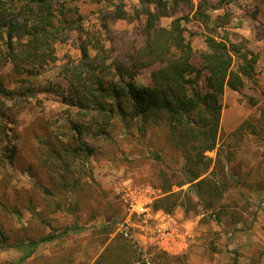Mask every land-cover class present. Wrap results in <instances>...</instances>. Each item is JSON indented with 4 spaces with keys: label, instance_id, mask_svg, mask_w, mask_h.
<instances>
[{
    "label": "trees",
    "instance_id": "1",
    "mask_svg": "<svg viewBox=\"0 0 264 264\" xmlns=\"http://www.w3.org/2000/svg\"><path fill=\"white\" fill-rule=\"evenodd\" d=\"M140 2L134 16L123 9V4L114 6L112 17L139 22L129 34L122 31L110 35L111 29L104 22L97 27L83 24L76 0H0V67H9L8 73L0 78L1 166L27 157L19 142L14 110L24 109L36 92L58 96L67 110L69 142L61 144L59 140L51 144L46 139L57 136L49 133L46 138H38L41 146L36 143V163L47 183H36L35 190L39 199L49 204V211L58 210L63 204L64 198L54 195L56 186L66 188L70 180L69 188L74 193L76 180L71 176V164L77 158H87L94 151L90 141L107 136L117 119L123 121L125 129L134 125L141 133L146 126L162 122L167 127V139L184 157L180 180L172 182L165 176L166 194L155 200V209L171 212L182 204L180 192L172 191L171 187L185 183L193 188L198 199L206 201L203 205L206 209L212 208L219 195L218 181L225 185L228 180L221 159L213 160L204 152L216 146L220 98L225 87L241 92L247 81H255L259 54L249 48L244 36L229 29L230 15L225 11L216 15L210 25L203 5L195 10L193 18L201 20L205 29L204 48L195 49L183 24L190 18L179 16L167 26L160 24V19L170 17L180 4L192 9V0ZM63 44L71 45L78 55L67 53L60 57ZM145 70L149 72V81L138 84L137 76ZM253 99L249 97L255 104ZM258 107L260 117L256 126L245 119L229 133L231 137H241L245 130L260 134L264 103L260 102ZM153 157L160 160L158 154ZM262 159L264 162V154ZM214 176L218 177L217 182ZM5 193L3 190L2 194ZM22 206L36 216L39 224H46L45 208L36 209L32 196ZM20 213L16 205L8 204L0 196V246L28 249L17 260L0 264L72 261L68 249L51 256L31 255L44 242L66 239L80 231L82 226L73 212H70L72 223L48 224L49 232L39 236L27 234L26 226L15 227L3 216ZM99 228L109 232L111 225ZM133 253L129 244L116 238L103 247L91 264H133Z\"/></svg>",
    "mask_w": 264,
    "mask_h": 264
},
{
    "label": "rangeland",
    "instance_id": "2",
    "mask_svg": "<svg viewBox=\"0 0 264 264\" xmlns=\"http://www.w3.org/2000/svg\"><path fill=\"white\" fill-rule=\"evenodd\" d=\"M140 1L76 0V3L84 25L97 27L104 22L111 29L110 35H118L122 31L131 33L139 21L117 19L110 12L121 3L134 16ZM192 3L190 10L180 4L170 17L161 18L160 24L167 26L174 17L187 16L190 20L183 21L187 38L195 49H202L205 29L201 20L193 18V13L203 5L211 25L216 15L225 11L230 15L229 29L244 36L249 48L259 54L255 81H247L241 92L225 87L220 98L216 146L204 152L213 160L221 159L228 177L225 185L217 176L213 177L219 186V195L213 201L215 206L206 209L203 206L206 201L198 199L193 188L185 183L171 187L172 191L180 192L182 204L171 212L155 209V200L166 194L165 176L172 182L180 180L184 157L167 139V127L162 122L146 126L141 133L134 125L125 129L123 121L117 119L107 136L90 141L94 151L87 158H77L71 164V176L76 180L74 193L69 188L70 180L66 188L56 186L54 195L64 198L63 204L58 210L49 211V204L41 201L35 190L36 183H47L36 163V149L37 144L41 146L38 138H46L49 133L57 136V139H46L51 144L59 140L61 144L69 142L65 124L67 110L58 96L36 92L24 109L14 110L19 142L27 157L22 156L24 159L10 165L0 163V196L21 210L18 216H3L15 227L26 226L31 236L49 232L48 224L72 223L74 218L70 212L82 228L66 239L44 242L31 257L51 256L68 249L72 255L69 264H91L107 243L120 238L133 250V264L141 261L146 264H264V123L259 126V135L246 130L238 138L229 135L245 119L256 126L260 117L258 105L264 103V2L192 0ZM67 53L78 55L71 45H61L59 56ZM8 71V66L0 67V78ZM148 75V70L143 71L136 82L147 84ZM250 96L255 104L249 101ZM154 154L160 155V160ZM3 190L9 192L8 196L2 194ZM28 196H32L36 209L45 208L46 224H39L36 216L22 206ZM139 207L143 211H134ZM103 224H110L111 230H100ZM125 227L130 234H124ZM158 230H164L167 240L166 233L175 231L183 236L187 247L178 252L164 249L154 240ZM102 240L105 242L101 243ZM27 251L26 247L0 246V261H15Z\"/></svg>",
    "mask_w": 264,
    "mask_h": 264
},
{
    "label": "built area",
    "instance_id": "3",
    "mask_svg": "<svg viewBox=\"0 0 264 264\" xmlns=\"http://www.w3.org/2000/svg\"><path fill=\"white\" fill-rule=\"evenodd\" d=\"M133 207V206H131ZM134 211H143L142 207H139L138 210ZM175 231H171L169 233H166L169 235V240H167L164 230L160 231L158 230L157 236H155L154 240L158 243V245L162 246L164 249L169 250L171 252H178L180 250H183L187 247L186 242L184 241L183 236H180L177 233H174ZM130 234V231L128 230V227H125L124 234L128 235Z\"/></svg>",
    "mask_w": 264,
    "mask_h": 264
}]
</instances>
